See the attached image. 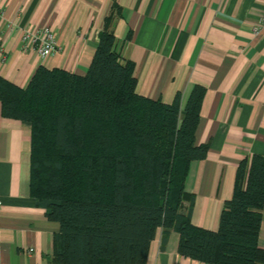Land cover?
<instances>
[{"label":"trees","instance_id":"1","mask_svg":"<svg viewBox=\"0 0 264 264\" xmlns=\"http://www.w3.org/2000/svg\"><path fill=\"white\" fill-rule=\"evenodd\" d=\"M105 18L82 75L37 67L20 87L0 75L1 114L31 133L30 193L58 224V264H146L157 229L171 230L180 255L209 264H264L258 245L264 209V155L242 158L233 193L216 230L191 222L194 195L185 191L204 88L185 104L136 92L134 63L115 48ZM187 203V204H185Z\"/></svg>","mask_w":264,"mask_h":264},{"label":"crops","instance_id":"2","mask_svg":"<svg viewBox=\"0 0 264 264\" xmlns=\"http://www.w3.org/2000/svg\"><path fill=\"white\" fill-rule=\"evenodd\" d=\"M0 9V75L17 86L40 65L84 74L112 14L115 48L133 61L138 94L171 103L179 93L183 106L194 86L204 88L195 143L208 150L191 161L184 187L194 195L191 222L216 230L239 161L264 155V22L256 26L264 0H0ZM42 27L56 38L47 57L22 41ZM30 165V129L4 117L0 103V264H58V224L31 196ZM161 239L157 229L146 264H209L180 255L176 231Z\"/></svg>","mask_w":264,"mask_h":264},{"label":"built area","instance_id":"3","mask_svg":"<svg viewBox=\"0 0 264 264\" xmlns=\"http://www.w3.org/2000/svg\"><path fill=\"white\" fill-rule=\"evenodd\" d=\"M2 21V11L0 9V24ZM264 22V14L261 21L256 24L257 27ZM22 41L26 47L35 49L42 57H47L56 49V38L50 27H42L39 29L28 28L24 31ZM31 250V249H30Z\"/></svg>","mask_w":264,"mask_h":264}]
</instances>
